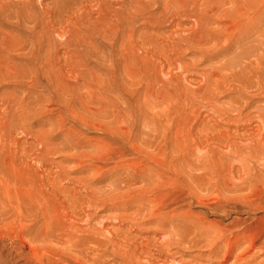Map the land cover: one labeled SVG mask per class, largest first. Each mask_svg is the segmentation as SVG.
<instances>
[{
    "label": "bare ground",
    "instance_id": "1",
    "mask_svg": "<svg viewBox=\"0 0 264 264\" xmlns=\"http://www.w3.org/2000/svg\"><path fill=\"white\" fill-rule=\"evenodd\" d=\"M164 2L133 0L127 7L125 0H114L113 8H118L110 10L112 13L99 4V16L93 17L94 22L86 20L94 37L86 34L76 48L90 44L96 36L103 38L110 44L105 59L114 68L110 73L118 69L121 78L104 79L84 67L85 72L79 73L82 65L78 57L71 62L74 82L67 83L71 97L77 94L84 107L73 115L79 122L103 114L120 123L114 134L128 142L139 161L132 163V177L120 176L109 188L97 189L100 180L94 175L112 173L105 167L92 165L88 171L93 176L70 178L63 164H57L56 178L46 168L34 188L23 190L13 186L9 172L0 175V230L29 247L40 262L48 255L56 262L65 257L76 264H106L110 252L121 264H186L178 261L179 255L186 248H196L207 250V256L214 260L211 264H264V242L259 244L260 238L250 228L237 230L215 227L205 220L191 221L189 211L175 207L177 202L184 205L193 190L187 181L190 171L185 168L192 156L199 164L206 161L208 165L203 164L202 169L212 170L218 167L222 154L243 163L246 159L264 162V110L255 116L253 109L248 111L253 98L250 94L264 96V0ZM141 18L146 32L138 30ZM251 38L250 47L234 59L204 67L236 42ZM116 88L121 98L113 103L105 94H113ZM225 92L245 94V105L235 100L224 110L219 101ZM52 98L58 101V95ZM195 101L207 105L212 125L207 119L199 123L203 109H196ZM95 103L99 106L94 108ZM140 126L149 129L152 136L136 143ZM36 141L39 162L52 164L49 157L66 149L62 150L65 162L75 164L71 171L75 174L85 172L86 163L95 156H114L100 147L96 154L80 150L69 137L65 147L54 146L47 138ZM63 179L68 185L58 186ZM106 211L115 212L109 217L112 226L107 217L98 216ZM146 227L154 236L138 243L132 235ZM242 243L245 247L239 253Z\"/></svg>",
    "mask_w": 264,
    "mask_h": 264
},
{
    "label": "rangeland",
    "instance_id": "2",
    "mask_svg": "<svg viewBox=\"0 0 264 264\" xmlns=\"http://www.w3.org/2000/svg\"><path fill=\"white\" fill-rule=\"evenodd\" d=\"M113 1L88 0L84 3L83 0H0V175L7 172L12 174L11 179L14 187L16 185L18 189L23 190L24 188L25 190L34 188L43 170L51 171L52 177L56 178L57 164H63L61 167L64 170H62L69 173L70 178L82 175L93 176L88 171L92 165L105 167L112 173L106 177H102L100 172L94 175L97 180H100L96 186L94 185L97 189L109 188L115 178L120 176L121 179L132 177L135 171L134 165L139 161L128 142L115 136L114 130L120 127V123L112 122L109 117L106 119L103 114L87 117V122H79L73 115L82 112L84 107L77 94L71 97V88L68 85L74 82L72 76L75 75L71 74L74 70L71 62L79 60L78 57L82 65L78 67L79 73H84V68H87L96 76H101L104 79L119 78L120 71L117 69V72L111 71L112 73H110V70L114 68L105 61L110 44L103 38L96 36L90 44L85 43V46L80 49L76 48L78 40L86 34L94 37L92 36L93 27H89L86 20L94 22L93 17L99 16L97 6L100 4L105 7L104 9H109H106L107 13L116 7L113 8ZM125 1L127 7L133 3V0ZM163 1L167 0H159V2ZM142 19L144 18L139 19L141 25L138 30L146 32L147 30L143 29L145 25H143L144 20L142 21ZM252 41L253 38L236 42L219 57L204 64V67L209 68L217 66L219 63L229 62L243 49L250 47L248 45ZM56 94L58 95L57 102L52 98V96H57ZM80 94L86 96L84 91H81ZM105 96L110 98V102H119L120 90L116 88L113 94L107 93ZM250 96L253 98L251 103L249 102L248 111H254L253 116H255L259 111L264 110V96L259 93L250 94ZM54 98L56 99V97ZM247 98L245 94L225 92L220 98L219 106L221 108L223 106V109L227 110V107L229 109L236 101L245 105ZM103 103L106 104V101ZM230 103L231 105H229ZM96 105L98 103L92 107L95 108ZM195 105L196 109H203L199 115L201 117H198L199 123L207 119L206 122H211L212 125L213 120L207 113V105L199 101H195ZM250 108L253 110L251 111ZM62 122L63 124H61ZM150 136L152 133L149 132V129L140 126L136 133V143H141L140 141L147 140ZM39 137L44 140L47 138L54 146L61 145L62 147L67 145L66 137H69L79 144L80 150L97 153L102 149L105 153L110 152L114 156L112 158L103 155V157L95 156L86 163L85 172L75 174L72 173L75 170V164L65 162V151L62 150L66 149H60L49 157L52 164L43 160L39 162L36 147V140ZM105 153L104 155H107ZM222 155L220 156L222 158L217 159L218 167L213 170L211 167H204L203 170L202 165L208 164L206 161L197 163L194 156L185 162L187 172L190 171L187 174L189 186L191 190L198 191L195 193L192 190L186 203L182 205L183 203L177 202L178 207L176 205L175 207L189 211L191 221L204 222L205 220L206 224L213 222L215 227L236 228L237 230L250 228L251 232L260 238L259 244H262L264 242V220L257 221L256 219L264 217V162L249 161L245 158V162L241 161V163L240 158L238 161L231 155L229 157ZM132 163L135 164L132 165ZM243 164L244 166H242ZM207 169L211 171H207ZM68 182L66 179L59 180L58 186H67ZM258 193L261 195L255 198L256 195H259ZM241 196L248 198L244 199ZM114 214L113 211H106L98 213V216L107 217L106 222L109 221L108 225L112 226L109 217ZM101 218L97 221L100 222ZM36 221L41 223L40 218ZM148 228L155 227L148 226ZM148 228H144L140 233H133L132 236L140 240L138 242L136 239L138 243H141L142 239L154 236ZM7 234L0 230V264H76L65 257H62V262H56L48 255H45L40 262L39 256L33 254L29 247L16 242ZM242 246L245 247V243L240 245L239 253L243 250ZM195 249H184L185 251L183 250L184 252L179 255L178 261L186 264H211L214 262L207 256L206 249H204L205 251ZM106 264H121V260L109 252L106 256Z\"/></svg>",
    "mask_w": 264,
    "mask_h": 264
}]
</instances>
